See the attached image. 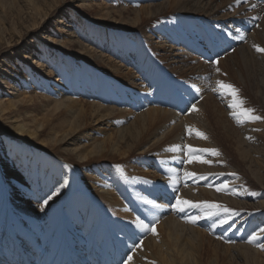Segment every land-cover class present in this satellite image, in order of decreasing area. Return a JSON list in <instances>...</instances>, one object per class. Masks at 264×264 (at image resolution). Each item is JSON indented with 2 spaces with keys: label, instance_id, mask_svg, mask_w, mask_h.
Listing matches in <instances>:
<instances>
[{
  "label": "bare ground",
  "instance_id": "1",
  "mask_svg": "<svg viewBox=\"0 0 264 264\" xmlns=\"http://www.w3.org/2000/svg\"><path fill=\"white\" fill-rule=\"evenodd\" d=\"M252 5L256 6L252 7ZM145 6L136 12L137 16L141 15L148 19L165 17L161 19L162 23L159 27L150 28L146 33L147 40L151 41L150 45H153L158 52L164 51L163 55L160 54L163 60H165V55L183 65V63L189 64L193 59L181 47L173 44V41H177L176 36L178 35L171 33L168 26L162 25L174 22L179 13L205 18L210 24L208 30L203 27L198 29L202 35L201 39L205 38L203 44L198 45L197 42H193L189 45V48L197 52H194L195 54H200V56L203 52L210 54L207 47L215 43L219 50L222 48L221 55L212 59L215 61L229 52L221 45L220 40H224L232 49L239 46L241 52H244L243 59L248 61L251 59L253 62L252 53L257 51L253 45L264 48V1L240 0L237 4L235 0H165L159 4L151 3ZM167 8L170 9L169 12L163 15ZM171 10H173L172 15ZM244 19H256L259 23L249 33V36L233 39L232 37L237 36V30L240 31V23L244 26ZM218 27L226 33L220 34ZM212 29L217 33L216 39L208 36ZM75 32L71 38L77 35L79 38L81 30L77 29L78 34ZM229 32L232 36L228 35ZM166 33L171 35L166 37ZM111 34L114 40L109 36L107 39L110 41L102 42L104 37H100L101 40L97 44L106 43L107 48H114V45L123 40L118 37L117 33ZM192 34L194 32L190 30V35ZM196 35L200 36L199 32ZM131 36L129 39L136 38ZM155 37L156 41H154ZM73 40L80 43L78 39ZM86 46L85 50L88 49L96 53L95 55L100 52L93 49L94 47ZM117 48L120 51L121 62L126 63L127 61L123 59L135 57L130 60L135 70L130 67L127 72H124L123 68H120V61H117V64L111 63L114 66L112 72L127 77L130 84L126 87L135 91V94L130 93L129 95L133 100L129 97L122 99L127 102L125 104L119 102L120 97L113 98L107 93L104 86L105 81L100 78L82 81L83 84L78 83L82 75L77 73V68H81L83 74L90 75L93 73L91 69L81 67L77 63L72 66L65 65L63 69H70V75L76 77L77 82L67 87L64 84L59 85L63 77L59 71L57 75L59 79L55 86L49 89L58 94L52 98L58 97V99L47 110V113L51 112L50 116L53 117L46 119L44 117L46 113L38 115L34 110L45 102L40 101L38 97L27 95L33 86L27 84V80L18 77L17 73L20 71L14 69L13 74L6 71L4 78L8 77L10 81L4 80V84L10 90L6 88L3 90L0 87V121L9 125L19 137L30 139L26 145L15 141L11 144L6 143L5 146L4 143H0V249L6 251L11 257H18L24 253L34 261V264H39L40 261L61 264L65 260V250L70 248L74 260L83 258L93 263L124 264L127 257L131 255L133 259L129 264H153V262L154 264H205L203 256L211 253V250L214 253L218 247L228 249L231 247L215 242L209 237L208 233L197 225L201 223V220L195 224L185 221L183 217L197 215L195 213L197 209H186L182 213L171 207L175 203V197L180 194V192L175 193L174 187L178 192L180 184L176 183L171 187L173 180L170 176L178 173L180 165H182L183 173L187 171L206 177V179H185L182 176L181 183L190 182L197 185L184 187L183 199L196 202L197 197H211L236 205L235 209H238L235 211L236 215L229 218L227 214V223H217L215 228H211L212 231L215 229V234L217 232L222 236L241 240L248 239L252 233L264 228V201L258 202L255 212H250V209H246V194L242 189L238 190L236 185L229 184L240 194H225L217 191L216 186L224 182L213 173L212 168L196 160L192 163L184 162L189 158L184 159V150L175 152L168 150L173 145L182 147L183 142L186 146L198 147L189 139L183 140L180 130L187 132L186 126L188 125L198 127L201 132L207 131L205 127L207 110L203 109L205 103L196 104L198 110L191 111L189 115L178 116V113L189 111L185 110L186 106L189 105L191 108L199 96L184 94L181 86L175 91L167 87L163 88L166 79H158L156 68L151 64L147 67L142 58V51H137L131 42L123 41L122 45ZM124 49L131 50V56L130 53L124 52ZM79 50L81 53L83 49ZM259 54L260 59L264 60V52H259ZM83 55L95 59V63L101 61L100 58L86 51ZM55 59L56 55L48 51L47 61L50 68L45 73H36L31 77L36 86L44 84L41 78H45L52 67L61 69L60 63ZM42 61L41 58L35 61L36 68H43ZM93 64H87V66L94 68ZM189 68L193 73L192 76L197 77L194 70L200 68L202 71L203 66L191 65ZM260 68H262L260 71L262 82L256 85L262 96L264 95V64ZM203 74L201 72V75ZM144 79L152 95L137 90L145 87ZM193 80L198 81L196 78ZM46 82L51 84L52 81L47 80ZM197 84L202 89L208 87L207 84ZM2 94L6 95L4 96L5 101L2 100ZM164 95L169 96L170 106V100L175 99L176 103L181 104L182 109L177 107L166 110L158 107L159 104L162 105V99L166 98ZM188 95H190L189 99ZM44 96L47 100L50 99L47 95ZM79 96L93 97L100 101L91 98L93 101L83 104ZM111 102L124 106L122 108L116 107L115 104L111 106L109 104ZM138 109L142 111L135 113L134 110L139 111ZM8 113L9 116H5ZM22 114L27 117L25 121ZM93 120L99 123L105 120L104 125L112 124L121 127L114 135L107 132L110 134L106 136L104 132L91 129L82 131V136L78 135V132L86 129V126L91 125L92 123H89ZM52 124L60 126L58 131L51 126ZM44 128L52 130L51 143L56 146L64 143L65 147L62 149L74 156L68 160L64 158V163H61L62 160L51 158L46 153L36 150V144L40 142L39 131ZM100 132L103 135L98 137L97 133ZM76 140H80L77 148H69V145L77 143ZM123 159L126 164L123 163L122 166L111 164V162L117 163ZM181 160L183 162L180 163ZM167 161L170 162L169 165L174 164L172 162H178L174 168H163L169 175L160 170ZM82 162L83 165H81ZM158 163L162 165L159 166ZM115 167H123L122 170H127L133 176L158 178L154 181L142 178L136 179L135 182L122 180L118 178ZM156 168L168 178H164L163 175L160 177ZM4 178L6 182L2 183L1 180ZM153 182L157 185L155 186ZM62 185L64 186L61 187ZM203 185L212 186L206 188L202 187ZM166 186L168 191H166ZM151 188L152 193H149ZM54 192L57 194L53 195L47 205H44V199ZM145 200L153 201L155 205L161 203L164 208L154 207L153 204L145 203ZM166 211H169L171 215L165 217ZM137 218L149 225L155 223L158 234L154 235L151 227L148 229L137 227L135 223ZM221 219L218 218L217 221ZM202 221L207 223L208 228L212 220L202 219ZM223 226L225 227L222 228ZM263 240L264 235H261L259 241ZM141 242L140 247H133L134 244H141ZM240 246L246 248V251L250 249L259 252L251 245Z\"/></svg>",
  "mask_w": 264,
  "mask_h": 264
},
{
  "label": "rangeland",
  "instance_id": "2",
  "mask_svg": "<svg viewBox=\"0 0 264 264\" xmlns=\"http://www.w3.org/2000/svg\"><path fill=\"white\" fill-rule=\"evenodd\" d=\"M163 1L165 0H0V87L3 90L4 88H6V90L8 89L6 84H4V80L10 81V79H7L8 77L4 78V75L7 74L6 71H10L11 74L15 73L14 69L20 71H17L18 77L27 80L26 83L31 85V87L33 86L28 91L27 95L38 97L40 98V101L45 102L43 105H39L34 109L35 112L38 115L46 113L44 117L49 119L53 116H50L52 113H47V110L50 109L53 104L56 103V99H58V97L52 98L58 94L53 91L51 92L49 89L55 86L57 79H59L57 76L59 75V71L61 72V75H63L62 80L59 81V85L64 84V86L67 87V85L77 82L76 77L72 74L70 75V69H63L65 65L72 66L77 63L79 66H84L87 69H91L93 72L91 75L83 74L82 69L77 68V73L82 75V79L79 80L78 83L83 84L82 81L95 80L96 77L100 78L105 81L104 86L105 89H107V93L113 98L120 97L119 102L125 104L127 102L122 101V99L124 97L130 98V93L135 94V91L132 88L126 87L130 84L128 83L129 80L127 77H122L118 73L112 72L114 66L111 65V63L114 62L117 64V61H120V68H123L124 72H127L130 67L133 70L136 69L133 68L132 61H130L135 59V57L131 56V50L124 49V52L130 53L131 57L123 59L124 61H127L126 63H123L119 58L120 51L117 48V46L122 45L123 41L131 42L137 51H142V58L147 67L151 64L152 67L156 68V76H158V79H166L163 88L167 87L168 89L175 91V89L178 90L177 87L181 86L184 90V94H195L199 96V99L195 100L194 104L205 103V108L202 107L207 110V121L205 126L207 131L203 133L208 135L207 139L198 137L195 132L189 135L188 132L183 130H180V132L182 131L181 137L183 140L189 139V141L191 140L195 143L198 146L195 149H217L219 151L220 155L218 156L199 151L194 152L193 156H202L205 159L213 161V163L207 164V167L212 168V171H214L213 173H215L217 177H220L222 182L226 181L228 184L236 185L238 190L242 189L246 194V209H250V212H255L254 210L258 206V202L264 201V120L246 122L243 125H238L233 117L229 115L231 109H229L227 104L230 98H221V96L213 92L212 89L216 87L217 80H223L226 83L234 85L240 90L239 95L245 100V106L253 108L256 115L264 117V95L261 96L259 94V89L257 88L258 83L262 82V75L260 74L262 68L260 67L264 64V60L260 59V54L257 51L252 53L253 62L250 58V61L244 60L242 56L244 52H241L239 46H235L231 51L228 50L229 52H227L225 56L219 58V60H222L218 64H213L212 61L202 59L199 54H195L197 53L195 50L189 48V45L193 42H197L198 45L203 44L205 38L201 39L202 35L198 29L203 27L205 30H208L210 24H208L209 22L205 18L187 16L184 13L177 14L178 17L175 21L173 20V24L168 23L162 25L168 26V28L171 29V33L178 35L176 36L177 41H173V44L181 47L183 51H186V54L190 55L193 58V61L191 60L189 64L183 63L182 65L181 63L174 62V59L166 57L165 55V60H163L161 55H163L164 51L158 52L153 45L151 46V41L147 40L146 33L149 32L150 28L154 29L159 27L162 23L161 19H165V17L148 19V17L144 18V16L136 15V12L143 7H146L145 5L148 6L149 4L151 5V3L155 5ZM169 10V8L165 9L163 15H167ZM172 12L173 10L170 11V14ZM258 23L259 21L256 19H244V26L242 23H240V26L248 27L249 32L247 33L243 31L240 27V31L237 32V35L243 37L249 36V33L258 25ZM77 29L81 30V32H79V38H77ZM190 30L193 31L195 35H190ZM74 32L77 33V37L71 38V35H73ZM198 32L200 36L196 35ZM111 33H117L119 35L118 37L123 40L119 41V44L114 45V48H107L106 43L97 44V42L101 40L100 37H104L102 38V42L110 41L107 38L112 35ZM219 33L223 34L226 32L219 28ZM131 35L136 38L129 39ZM169 35L171 34H165L166 37ZM216 35L217 33L215 30L212 29L209 31L208 36L210 38L216 39ZM73 39H78L80 43L77 41L75 42ZM93 39H95V41ZM110 39L114 40L115 38L111 36ZM198 39H200L199 42ZM156 40L157 38L155 37L154 41ZM247 41L248 39L245 43ZM169 43L170 42H168V44ZM99 45L102 46L100 47ZM85 46L94 47L93 49L100 52L95 55L96 53H93L88 49L85 50ZM80 48L83 49L81 53L79 52ZM220 50H222V48H220ZM48 51L49 53L56 55L55 61L60 63L61 69L52 67V70L48 75L46 74L47 76L45 78H41L44 84L36 86L35 83L32 82L31 77L36 73H45V71L50 68L47 61ZM84 51L88 52L90 55L97 56L101 61L95 63V59L83 55ZM40 58L43 60V68L38 69L35 66V61ZM91 63H94V68H89V66H87V64ZM191 65L203 66L202 71L200 68L194 70L197 77L192 76L193 73H191L189 68ZM226 66L229 68H225ZM216 67L220 68V72H216ZM170 68L174 69L171 70ZM201 72L204 74L201 75ZM193 78H196L198 81H194ZM47 80L52 81L51 84L46 82ZM144 82L145 87L137 90L152 95L150 87L146 84L145 79ZM197 83H201L200 85L207 84L208 87L202 89L201 87H198ZM197 89L199 91H197ZM44 95H47L50 99L47 100L44 98ZM4 96L6 95L2 94L3 101H5ZM164 96L166 98H163L162 101L168 100L169 96ZM79 97L83 104L93 101L91 99L93 97ZM187 98L189 99L190 95H188ZM98 100L99 99H97V101ZM130 100L133 99L130 98ZM209 100H211V102ZM179 102L182 103L183 101ZM109 104H111V106H114L113 104H115L118 108L124 106L114 102ZM178 105L180 107L181 104L178 103ZM158 107L172 110L169 106L164 105L163 102L162 105L159 104ZM189 109L190 106H186L185 110ZM138 110L139 111L134 110V112L139 113L142 111L141 109ZM190 113L191 111L189 110L185 113H178V116L189 115ZM22 115L25 121L27 117L24 114ZM5 116H9V113ZM104 121L105 120H102L100 123L95 122L94 120L90 121L89 124H92L87 125L86 129L80 130L78 135H81L82 131L89 129L96 130V132L97 130L104 132L106 136L110 134L107 132H111L114 135L121 127L113 126L112 124L109 126L104 125ZM3 123L4 121H0V143H4V146L6 143L11 144L14 141L21 145H26L30 142V139L19 137L13 132L9 125L7 126ZM51 126L55 128L56 131H58L60 127L55 126V124H52ZM192 128L198 129V127L195 128L194 126H192ZM51 131V129L48 130L46 128L39 131L40 142L38 145L36 144L35 149L46 153L51 158L58 159L59 161H63L64 158L68 160L71 156H74V154H71L69 151V154H67V151L62 149L65 147L64 143H57L58 146L51 143V137L53 136ZM101 132L97 133L98 137L103 135ZM247 137H252V139H248ZM80 140H76V144L69 145L68 147L71 149L77 148ZM185 146L186 145L183 142L180 151L184 150L183 155L186 160L189 156ZM62 161L60 162L64 163V161ZM179 162L181 163L183 161L181 160ZM123 163L126 164L124 159L117 163L111 162V164L116 166H122L124 165ZM169 163L170 162L167 161L164 167L161 166L162 164L158 163V165L161 166L160 170L164 171L165 174L167 172H165V169L163 168H174L178 164V162H172L174 164L171 165H169ZM83 164L84 163L82 162L81 165ZM65 165L68 166L67 164ZM115 168L118 178L122 180L135 182L136 179L142 178L154 181L158 178L137 177L130 175L127 170H122L121 168L123 167ZM157 171L158 169L156 168V172ZM157 173L159 174L160 172ZM221 173H223V175H220ZM233 173H235V175H232ZM160 174L159 176L162 177L163 174ZM167 175L169 174L167 173ZM182 176H184L182 165H180L178 173L174 176H170L172 180L179 181L180 188L178 192L175 191V193L179 194L180 192L179 196L181 198L184 187H188V185L197 186L190 182L185 184L181 183L180 179ZM163 177L166 178L167 176L163 175ZM1 181L2 183L6 182L5 178ZM153 183H155V186L157 185L156 182ZM173 186L175 185H172L171 187ZM202 187L208 188L207 185H203ZM152 190L153 189L151 188L149 193H152ZM166 191H168L167 186ZM221 193L230 194L232 192L221 191ZM196 200V202H216L231 209L236 208V205L227 203L226 201H223V199L197 197ZM156 205H159L162 209L164 208V205L161 203ZM197 210L200 214V210ZM197 210L195 213L198 215ZM235 211H238V209H235ZM165 213V217L171 215L169 211H166ZM226 217H228L226 213H221L219 217H213L211 220L214 222L217 221L218 218L226 219ZM212 221L209 222L208 228L206 227L207 223H204L202 219L201 223L197 225L200 226L199 228L206 231L209 237L215 242H220L231 248L218 247L216 248V253H213L211 250V253L203 256L205 264H264V249L258 248L256 243H248L247 238L237 240L229 236H222L217 232L215 234V229L212 231L213 229L210 228V224L213 223ZM224 227L225 226L222 228ZM219 237H223V239H220ZM229 241H231V243H229ZM257 243H264V240L258 241ZM240 245H251L259 252L250 249H247L248 251H246V248H243Z\"/></svg>",
  "mask_w": 264,
  "mask_h": 264
},
{
  "label": "snow or ice",
  "instance_id": "3",
  "mask_svg": "<svg viewBox=\"0 0 264 264\" xmlns=\"http://www.w3.org/2000/svg\"><path fill=\"white\" fill-rule=\"evenodd\" d=\"M235 2L238 4L240 3V0H235ZM256 5H252V7H255ZM239 31V30H237ZM229 36H232V33H228ZM233 39H242L243 37L237 35L235 37H232ZM253 47L258 51V52H264V48H261L258 45H253ZM213 64H218L219 63V59L217 58V60L212 61ZM216 72H220V68L216 67ZM197 91H199L197 89ZM213 92L217 93L219 96H221V98H225V97H229L230 100L228 101L227 106L229 107V109H231V111L229 112V115L233 117V119L236 121V123L238 125H243L246 122H254L257 120H264V117L256 115L255 114V110L253 108L250 107H246L245 106V100L239 95L240 90L238 88H236L234 85L230 84V83H226L223 80H217L216 81V87H214L212 89ZM190 111H197V107L196 104H192L191 108L189 109ZM187 132L189 135H191L193 132L196 133V135L198 137H201L203 139H207V136L205 133L199 131L198 129H194L191 126H186ZM248 139H252V137H247ZM187 148V152H188V156L189 159L187 161H184L186 163H192L193 160H196L198 162L201 163H206V164H211L213 163V161L209 160V159H205L202 156H193L194 152H207V153H211L212 155H220L219 151L217 149H195L193 148L191 145H187L185 146ZM169 151H180L181 150V146L180 145H173L171 146L169 149ZM218 163H220L219 161H217ZM220 175H223V173H221ZM232 175H235V173H233ZM184 178L185 179H193V178H197V179H206L205 176L199 175L197 173H192V172H187L185 171L184 173ZM178 180H173L171 183L173 185H175L176 183H178ZM64 185H62L61 187H63ZM208 186H212V185H208ZM216 190L217 191H231L233 194H240L238 192H236L235 189H232L231 186L225 181L224 183L218 184L216 186ZM58 191V190H57ZM174 191H177V189H175L174 187ZM57 193H53L52 195H49L46 199H44L43 204L47 205L49 203L50 200H52L53 195H56ZM145 203L148 204H153L154 207H159V205H155L153 201L150 200H145ZM171 207L173 209H175L178 212H185L186 209H199L200 210V214L198 215H186L183 218L185 219L186 222L188 223H193L195 224L198 220L201 219H209L211 220L213 217H219L221 215V213H226L229 214V218H231L232 215H236L237 213L235 212L234 209L228 208L227 206L220 204V203H216V202H209V201H198V202H194L191 200H187V199H183L180 196H176L175 197V203L171 205ZM135 223L137 224V227L143 228V229H148L149 227H151V231L153 232L154 235L158 234L156 227H155V223L149 225L147 223H144L143 220H140L139 218H137V221H135ZM219 224H224L227 223V219H221L218 221ZM217 226V222L214 221L213 223L210 224V228H215ZM261 235H264V228H261L259 230V232H254L252 233L249 237H248V243H256V246L258 248L264 249V243H257L260 240ZM220 239H223V237H219ZM229 243H231V241H229ZM142 245L141 244H134L133 247H140ZM133 257L131 255H129L127 257V260L124 261V264H129L130 261H132ZM154 264V262H153Z\"/></svg>",
  "mask_w": 264,
  "mask_h": 264
}]
</instances>
